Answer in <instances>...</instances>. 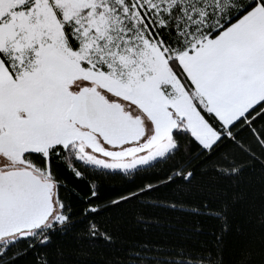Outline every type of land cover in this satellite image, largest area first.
Returning a JSON list of instances; mask_svg holds the SVG:
<instances>
[{
  "label": "snow or ice",
  "instance_id": "1",
  "mask_svg": "<svg viewBox=\"0 0 264 264\" xmlns=\"http://www.w3.org/2000/svg\"><path fill=\"white\" fill-rule=\"evenodd\" d=\"M0 264H264V0H0Z\"/></svg>",
  "mask_w": 264,
  "mask_h": 264
},
{
  "label": "trees",
  "instance_id": "2",
  "mask_svg": "<svg viewBox=\"0 0 264 264\" xmlns=\"http://www.w3.org/2000/svg\"><path fill=\"white\" fill-rule=\"evenodd\" d=\"M143 211L146 217L159 216L162 220L174 219V217L177 215L175 213H169L166 215L161 210L152 209V208H146ZM147 231L149 232V234H153V235L156 233V229L152 225L148 227Z\"/></svg>",
  "mask_w": 264,
  "mask_h": 264
}]
</instances>
